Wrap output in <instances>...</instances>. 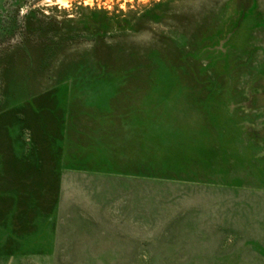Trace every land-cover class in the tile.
<instances>
[{"label":"rangeland","instance_id":"rangeland-1","mask_svg":"<svg viewBox=\"0 0 264 264\" xmlns=\"http://www.w3.org/2000/svg\"><path fill=\"white\" fill-rule=\"evenodd\" d=\"M0 264H264V0H0Z\"/></svg>","mask_w":264,"mask_h":264},{"label":"clouds","instance_id":"clouds-1","mask_svg":"<svg viewBox=\"0 0 264 264\" xmlns=\"http://www.w3.org/2000/svg\"><path fill=\"white\" fill-rule=\"evenodd\" d=\"M49 3L56 2V3H62L67 6V0H48Z\"/></svg>","mask_w":264,"mask_h":264}]
</instances>
